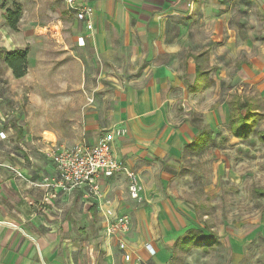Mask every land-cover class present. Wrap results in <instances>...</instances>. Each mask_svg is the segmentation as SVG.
<instances>
[{"label": "crops", "instance_id": "0c3cea01", "mask_svg": "<svg viewBox=\"0 0 264 264\" xmlns=\"http://www.w3.org/2000/svg\"><path fill=\"white\" fill-rule=\"evenodd\" d=\"M3 1L0 48L24 49L25 32L31 30L14 32L3 23ZM80 1L94 7L92 29L64 2L74 33L71 43L65 46L66 55L80 54V63L71 60L75 70L69 78L76 80L72 82L74 87L64 89L58 96L61 99L52 98L58 93L52 88L43 90L35 107L41 114L30 123L10 124L8 115L0 112V132L6 135L0 137V264H73L70 253L77 248L73 242L76 240L62 233L73 224L86 226L93 223L90 219L102 216L98 200L88 196L87 187L67 192L55 185L59 177L44 154L47 146H70L82 139L94 144L104 131L126 128V134L113 142L114 157L139 177L149 176L154 191H159L161 186L157 187L153 175L146 172L150 160L165 159L166 165L173 167L177 150L172 145L177 146L179 160L181 145L185 148L203 127L211 130L209 124H199L194 118L183 124L184 129L195 128L191 133L188 130V137L175 143L173 137L164 135L167 128L161 130L163 122L181 95L189 109L199 110L212 98L214 82L221 80L225 65L237 66L242 73L258 70L264 75V0ZM62 29L61 21L50 32L61 37ZM80 37L85 41L83 45L79 44ZM248 44L254 54H248ZM89 51L94 56H89ZM0 62L4 63L1 55ZM199 66L207 73H198ZM45 96L49 99L44 100ZM234 97L224 104L229 121V103ZM240 98L264 103L259 97ZM219 105L221 101L212 107ZM124 174L120 171L100 181L101 190L111 202L109 207L115 211L112 197L118 191L119 180L127 177ZM119 208L122 212L127 205L121 201ZM254 230L247 237L235 234L229 238L231 248L239 251L247 240L264 246V222L260 221ZM210 231L219 240L217 231L209 226ZM165 233L172 236L175 229ZM177 234L168 240L170 252ZM153 243L157 254L158 247ZM108 249L105 263L112 264V250ZM144 255L150 260L155 257L146 247Z\"/></svg>", "mask_w": 264, "mask_h": 264}, {"label": "rangeland", "instance_id": "374dc122", "mask_svg": "<svg viewBox=\"0 0 264 264\" xmlns=\"http://www.w3.org/2000/svg\"><path fill=\"white\" fill-rule=\"evenodd\" d=\"M15 2L21 5L17 31L31 30L25 32L23 45L24 49H28L27 73L16 78L5 61L0 62V112L8 115L10 124L19 126L18 123H30L41 114L38 110L36 112L35 107L36 102L39 103L38 95H42L43 90L52 88L58 92L52 98L61 99L58 96L64 93V89L74 87L72 82L76 80L69 78L72 76L71 70H75L71 60L80 63V54L77 57L66 55L65 46L71 43L74 33L72 18L67 15L64 0H4L2 8L5 14L8 7L13 8ZM61 21V37L53 36L50 30ZM3 23L7 25L6 18ZM247 48L251 49L248 54L255 53L251 45ZM93 53L89 51V56H94ZM223 72L221 80L214 82L212 98L200 106L202 112L195 107L189 109L185 105L186 99L181 95L179 103L167 114L161 130L166 127L164 135L173 137L175 143L179 138L188 137V130L190 133L195 131L193 126L183 128L186 120L194 118L199 120L198 123L203 121L209 124L214 141L199 156L190 155L181 145L179 160L176 158L177 146L172 145L177 150H174L176 157L172 158L173 167L166 165L168 160L151 159L150 169H146V172L153 175L157 187L161 186L159 191H154L149 176L137 175L143 198H131L127 171L132 170L126 167L122 171L127 177L119 180L118 191L112 197L116 211L109 207L111 202L101 186L99 194L90 193L87 188L88 196L98 200L102 216L90 219L93 223L86 226L73 224L62 233L76 240L73 242H76L77 248L70 253L73 264H106L108 248L112 250V264H264L262 244L247 240L244 247L237 251L231 248L228 240L235 234L247 237L255 232L260 221L264 222V140L258 134V131L264 130V119L256 126L257 132L241 139L231 132L230 121L223 110L225 102L228 103L236 95L264 99V80H261L264 75H259L258 70L255 73L250 70L239 72L238 67L232 64L225 65ZM6 73H9L8 79H5ZM43 99L49 98L45 96ZM220 101L221 105L212 107ZM210 108H214L213 111ZM11 132L14 139L15 129ZM80 143L88 144L84 139L76 144ZM10 158L16 159L11 155ZM57 182L55 185H58ZM121 201L127 205V209L122 212L119 210ZM107 209L113 210L116 215L129 217L130 228L127 232L108 234L105 220ZM209 226L217 231L219 240L221 238L223 241L208 253L201 246H192L188 252H177L173 246L172 251H169L168 240L173 239L176 233L180 236L187 229L196 228L203 231L199 237L200 242H203V237L209 234ZM172 228L175 229L174 235H166L165 230L171 231ZM258 233H254L255 236ZM84 234H87L86 238L82 237ZM152 241L157 245L158 253L150 260L145 258L144 250L146 244ZM122 242L125 249L121 248ZM126 254L130 255L129 260L125 259Z\"/></svg>", "mask_w": 264, "mask_h": 264}, {"label": "built area", "instance_id": "2783aa9c", "mask_svg": "<svg viewBox=\"0 0 264 264\" xmlns=\"http://www.w3.org/2000/svg\"><path fill=\"white\" fill-rule=\"evenodd\" d=\"M64 2L77 19L86 23L88 29L93 28L94 9L92 5L82 3L80 0H64ZM84 42L83 37H80L79 44L83 45ZM126 132V128L110 130L103 133L92 145L80 143L71 147L49 146L44 154L55 165L59 177L58 185L69 191L85 186L90 193L99 194L102 178L111 177L125 169L123 163L114 157L112 147L115 138L125 135ZM0 137L5 138V133L0 132ZM127 173L131 198L142 200V187L137 174L133 171H127ZM105 216L109 235L129 230L130 219L127 215H116L113 210L107 209ZM120 245L122 249H125L124 242ZM146 249L151 255L156 254V249L151 244H146ZM125 259L129 260L130 255L126 254Z\"/></svg>", "mask_w": 264, "mask_h": 264}, {"label": "trees", "instance_id": "16d2710c", "mask_svg": "<svg viewBox=\"0 0 264 264\" xmlns=\"http://www.w3.org/2000/svg\"><path fill=\"white\" fill-rule=\"evenodd\" d=\"M6 23L12 29L17 31L21 18V5L14 3L13 8H7ZM0 55L6 65L12 69V73L16 78L23 77L27 73V56L28 49L6 50L0 48ZM198 73H207L198 67ZM199 83V82H198ZM230 106V130L236 137L241 139L248 138L255 130L258 123L264 119V103L262 101L250 102L248 99L241 100L240 96H235L229 103ZM259 137L264 139V130L258 131ZM214 141L213 132L208 128H202L200 132L185 145V151H189L193 155H200ZM202 230L196 228L187 229L184 234L180 235L174 242L177 252H188L192 246H201L204 252L215 248L220 244L215 232L210 231L208 235L203 237L200 242Z\"/></svg>", "mask_w": 264, "mask_h": 264}]
</instances>
